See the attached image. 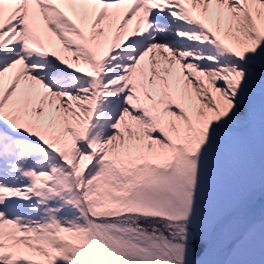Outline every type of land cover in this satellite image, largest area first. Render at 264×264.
Instances as JSON below:
<instances>
[{
	"label": "snow or ice",
	"instance_id": "obj_1",
	"mask_svg": "<svg viewBox=\"0 0 264 264\" xmlns=\"http://www.w3.org/2000/svg\"><path fill=\"white\" fill-rule=\"evenodd\" d=\"M264 264V0H0V264Z\"/></svg>",
	"mask_w": 264,
	"mask_h": 264
},
{
	"label": "rangeland",
	"instance_id": "obj_2",
	"mask_svg": "<svg viewBox=\"0 0 264 264\" xmlns=\"http://www.w3.org/2000/svg\"><path fill=\"white\" fill-rule=\"evenodd\" d=\"M247 258H248V256H247V252H243V253L240 255V257L238 258V264H239V262H242V261L246 260Z\"/></svg>",
	"mask_w": 264,
	"mask_h": 264
}]
</instances>
